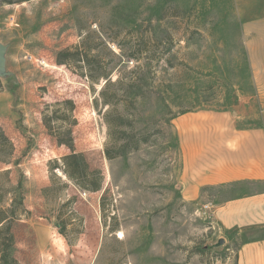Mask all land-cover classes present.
I'll list each match as a JSON object with an SVG mask.
<instances>
[{"label":"rangeland","instance_id":"374dc122","mask_svg":"<svg viewBox=\"0 0 264 264\" xmlns=\"http://www.w3.org/2000/svg\"><path fill=\"white\" fill-rule=\"evenodd\" d=\"M150 33L155 45L139 47ZM84 38L106 69L118 60L103 46L122 56L119 67L150 65L151 83L172 87L142 106L137 127L155 134L137 153L106 160L88 81L56 62ZM0 44V127L20 161L0 163V207L22 199L27 211L11 225L15 264H236L237 244L220 236L211 206L264 186L205 188L185 201L174 119L221 114L238 128L264 126V0H0ZM62 99L75 104L76 151L103 175L97 192L50 179L48 163L68 151L41 112Z\"/></svg>","mask_w":264,"mask_h":264},{"label":"trees","instance_id":"16d2710c","mask_svg":"<svg viewBox=\"0 0 264 264\" xmlns=\"http://www.w3.org/2000/svg\"><path fill=\"white\" fill-rule=\"evenodd\" d=\"M152 38L155 39L154 33H150L147 39L136 42L139 47L149 44L153 47L155 42ZM103 47L112 61L118 60L109 69L101 64L97 56H92L91 49L87 47L86 38L77 45L59 52L56 62L58 65L73 68L74 72L88 81L93 94L94 109L99 116L100 124L105 128L103 153L107 161H112L137 153L151 144L155 131L137 127L142 117V106L144 107L146 103L150 104L152 98L162 99L156 95L158 90L161 89L163 95L172 87L153 85L150 79L156 75V70H153L150 65V67L137 65L129 70L127 67H119L121 63L119 58L122 56L106 46ZM148 52L151 53L150 50ZM142 53L141 50L134 52L135 57H132L134 61H137ZM137 54L140 56L136 57ZM151 58V55L146 57L147 64L150 63ZM114 71L118 74L113 80L111 75ZM101 81L104 83L100 84ZM97 86L99 89L96 88ZM182 104L179 105V115L186 112ZM74 112L75 104L70 99L54 101L43 106L41 123L46 134L57 147H64L68 151L64 156L48 163L50 179H58L57 173H59L78 190L88 193L97 192L102 186L103 175L100 170L91 169L84 155L75 149L72 129L77 125V120ZM14 153L15 148L12 141L0 127V163L18 166L19 160L12 161ZM26 212L22 199H14L7 208L0 207L1 264H8L9 261L12 264L16 263L12 256L14 236L11 232V225ZM70 212L71 215L76 214L73 210ZM57 227L63 235L64 226L58 225Z\"/></svg>","mask_w":264,"mask_h":264},{"label":"crops","instance_id":"0c3cea01","mask_svg":"<svg viewBox=\"0 0 264 264\" xmlns=\"http://www.w3.org/2000/svg\"><path fill=\"white\" fill-rule=\"evenodd\" d=\"M197 116L174 119L182 198L194 202L202 189L242 184L264 186V126L238 128ZM220 236L237 244L236 264H264V190L211 206Z\"/></svg>","mask_w":264,"mask_h":264},{"label":"water","instance_id":"95a60500","mask_svg":"<svg viewBox=\"0 0 264 264\" xmlns=\"http://www.w3.org/2000/svg\"><path fill=\"white\" fill-rule=\"evenodd\" d=\"M4 53H5V49L0 44V74L3 71L4 65H5ZM223 243H224L223 240H219L216 246L219 247V246L223 245Z\"/></svg>","mask_w":264,"mask_h":264},{"label":"bare ground","instance_id":"6f19581e","mask_svg":"<svg viewBox=\"0 0 264 264\" xmlns=\"http://www.w3.org/2000/svg\"><path fill=\"white\" fill-rule=\"evenodd\" d=\"M121 236V235H120ZM122 237V236H121Z\"/></svg>","mask_w":264,"mask_h":264}]
</instances>
